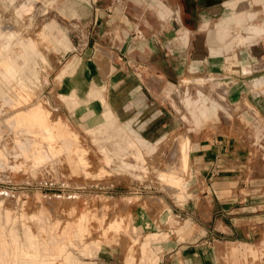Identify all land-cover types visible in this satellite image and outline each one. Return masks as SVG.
<instances>
[{
	"label": "rangeland",
	"instance_id": "1",
	"mask_svg": "<svg viewBox=\"0 0 264 264\" xmlns=\"http://www.w3.org/2000/svg\"><path fill=\"white\" fill-rule=\"evenodd\" d=\"M79 3L0 0V264H40L38 238L53 240L65 226L76 235H82L80 227L86 232L82 241L65 247L60 259L67 264H95L101 253L128 252L131 245V264H145L155 256L153 243L169 235L190 237L193 223H201L198 215L182 209L186 200L209 199L212 191L196 185L200 175L191 168L189 150L200 128L206 126L207 132V123L218 120L238 134L251 116L252 130H264L259 117L264 106L253 104L264 100V72L247 80L249 94L242 88L232 91L231 78L222 75L174 76L171 90L164 92L169 103L160 105L148 129L139 130L134 108L110 105L117 76L88 66L93 59L96 67L106 68L109 58L99 46L107 45L103 32L108 27L94 25L95 12L77 9ZM263 12L260 24L234 10L230 20L235 16L240 40L248 34L246 25L255 23V40L264 51ZM89 47L90 57L85 55ZM233 52L226 53L225 67L240 66ZM125 82L129 87L131 77ZM36 107L51 126L52 151L34 135L43 128L30 134L10 122L16 113ZM108 114L112 121L105 124ZM181 138L188 162L180 170ZM253 144L264 151V138ZM31 146L42 160H36ZM78 154L82 164L71 170L66 156L75 162ZM167 170H178L177 185L161 176ZM176 225L189 233L180 235ZM144 227L155 232V240L143 253L141 243L150 235ZM162 231L169 235H156ZM248 255L251 264L264 260V250Z\"/></svg>",
	"mask_w": 264,
	"mask_h": 264
},
{
	"label": "crops",
	"instance_id": "2",
	"mask_svg": "<svg viewBox=\"0 0 264 264\" xmlns=\"http://www.w3.org/2000/svg\"><path fill=\"white\" fill-rule=\"evenodd\" d=\"M78 1L77 9L88 14L95 12L94 25L108 27L103 32L107 45L99 46L102 56L109 58L106 68L96 67L90 58L88 66L94 71L98 68L100 74L117 76L114 93H109V100H113L110 105L120 110L134 108L139 130L148 129L152 117L161 112L160 105L169 103L164 92L171 90L174 76L222 75L231 78L232 91L242 88L243 93L249 94L247 80L264 72V51L255 40L258 35H254L257 25H246L248 34L240 40L235 16L230 20L234 10L244 12L246 18L258 19L260 24L264 0ZM226 32L231 34L227 36ZM257 41L260 42L258 38ZM232 51L240 66L228 68L223 63L226 53ZM92 52L90 47L85 49L89 57ZM129 77L132 83L127 87L125 80ZM241 78L240 84L237 81ZM245 78L249 79L245 82ZM253 104L262 110L264 100H253ZM261 113L264 111L259 116L264 124ZM251 119L250 116L248 128L238 134L218 120L207 123V132L206 126L200 128L189 150L191 168L200 175L196 185L212 191L209 199L186 200L182 209L198 215L201 223H193L192 234L184 239L164 231L156 233L169 236L153 243L155 256L145 264H251L249 252L264 250V151L253 144L256 138H264V130H252ZM103 121H112L109 114ZM80 229L82 235L65 226L60 235L52 236L53 240L38 238L40 264H67L60 258L68 244L84 239L85 229ZM175 229L180 235L189 233L179 225ZM144 232L150 235L141 243L143 253L155 240L151 235L154 231L144 227ZM133 252V245L128 252L126 248L103 252L94 263L131 264ZM254 264H264V260Z\"/></svg>",
	"mask_w": 264,
	"mask_h": 264
},
{
	"label": "bare ground",
	"instance_id": "3",
	"mask_svg": "<svg viewBox=\"0 0 264 264\" xmlns=\"http://www.w3.org/2000/svg\"><path fill=\"white\" fill-rule=\"evenodd\" d=\"M45 115L46 114L38 107L30 108L27 111H21V112L16 113L13 117V120L10 122L13 124L14 129H18V130L24 131L25 133H30V134H34L32 133V130H34L35 128H43L42 133L40 134L36 133L34 135L40 136L42 139L46 140L48 147L52 151V148H51L52 146L51 143L53 141L52 134H51L52 129H51V126L46 121ZM178 143H179V147L181 150L180 151L181 154L179 156V165L181 166L180 167V170H181V168L183 169L186 167V164L188 162V155H187V149H186L187 144H186V141H184V139L182 138L179 139ZM32 148H33V155L36 158V160L37 161L42 160L44 156L38 153L36 147L33 146ZM72 159H73L72 156H66L67 163L69 164V167L71 168V170L77 168V163L82 164L81 163L82 157H80L79 154L76 156L75 162ZM177 172L178 170L177 171L167 170V172L165 174H162L161 176L165 178V180H167V182L170 183L171 185H175V184L177 185L179 182V178L176 176Z\"/></svg>",
	"mask_w": 264,
	"mask_h": 264
}]
</instances>
